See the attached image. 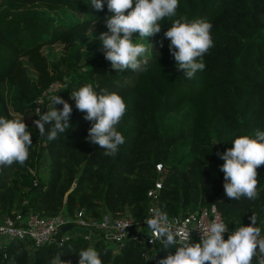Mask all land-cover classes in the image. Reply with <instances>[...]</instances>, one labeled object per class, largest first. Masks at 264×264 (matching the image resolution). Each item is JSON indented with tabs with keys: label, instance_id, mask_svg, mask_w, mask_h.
<instances>
[{
	"label": "trees",
	"instance_id": "trees-1",
	"mask_svg": "<svg viewBox=\"0 0 264 264\" xmlns=\"http://www.w3.org/2000/svg\"><path fill=\"white\" fill-rule=\"evenodd\" d=\"M103 2V10H96L91 0H0V116L24 120L33 138L24 165L0 169V217L32 208L44 216L82 209L85 218L95 220L106 211L129 210L141 218L146 191L158 177L155 163L162 162L167 171L156 200L161 211L185 215L215 201L229 227L224 237L251 223L253 214L264 233V165L257 168L256 200L219 199L225 190L224 161L217 155L233 147L235 138L264 131V0H179L172 20L206 19L213 25L206 67L191 79L178 68L164 38L172 23L168 18L160 22V33L136 40L147 47V71L113 69L98 38L108 31L105 21L113 14L108 0ZM54 82L64 86L44 97L41 115L58 95L73 112L68 131L49 141L33 122L35 100ZM87 84L98 93L117 92L127 104L117 125L126 140L114 157L86 140L92 122L71 94ZM45 127L50 130L51 124ZM89 246L101 253L102 264H158L176 251L157 241L158 259L145 260L133 238L115 247L104 238L90 243L72 235L59 255L78 264V252ZM58 247L54 242L31 247L14 238L0 247V264H48Z\"/></svg>",
	"mask_w": 264,
	"mask_h": 264
},
{
	"label": "clouds",
	"instance_id": "clouds-1",
	"mask_svg": "<svg viewBox=\"0 0 264 264\" xmlns=\"http://www.w3.org/2000/svg\"><path fill=\"white\" fill-rule=\"evenodd\" d=\"M178 6L179 0H108V10L113 14L105 21L108 31L102 32L98 38L102 45L101 51L105 59L111 62V67L118 72L126 69L147 71V47L136 40L160 33V22L165 18L172 20ZM91 7L103 10L104 2L91 0ZM129 9L131 11L126 14ZM212 27V23L206 19L188 21L182 17L172 20L171 27L164 32V38L170 40L169 49L178 68L184 70L183 73L189 79L206 67L204 56L214 46ZM136 33L139 35L134 38ZM71 96L76 108L86 113L84 119L92 122L86 140L99 145L104 150V156L117 155L126 140L122 132L117 130V125L127 112L122 95L106 90L98 93L93 85L87 84L73 91ZM50 99L54 107L42 115L38 108V118L34 120L33 126L38 128L40 136L47 134V139L54 141L71 127L73 108L60 95ZM57 104H63V108L57 109ZM46 124H51L50 130L46 131ZM28 128L22 119L0 116V169L13 163L22 166L28 160L33 145L32 133ZM232 143L233 147L217 152L224 161L220 171L224 173L225 195L235 200L247 198L254 201L259 196L257 168L264 165V131L256 129L254 136L242 135ZM250 219L251 224L237 227L228 239L224 238V233L229 231L228 225L218 219L213 220L200 228L198 242H193V229H189L187 223L177 227L166 212L157 210L145 222L152 243L160 241L164 249H176L174 253L169 251L158 264H253L254 257L256 264H264V236H261L256 216L253 214ZM84 239L89 237L85 236ZM78 256V264H102L101 253L95 247L81 249ZM48 264H71V261H63L57 254Z\"/></svg>",
	"mask_w": 264,
	"mask_h": 264
},
{
	"label": "built area",
	"instance_id": "built-area-1",
	"mask_svg": "<svg viewBox=\"0 0 264 264\" xmlns=\"http://www.w3.org/2000/svg\"><path fill=\"white\" fill-rule=\"evenodd\" d=\"M63 86L64 84L59 82L50 84V86L35 100L36 112L38 108L41 111L40 107L45 96H48L51 91L59 90ZM155 168L158 177L146 191L148 204L146 214L143 217L137 218L131 214L129 210L123 211L122 214L115 215L106 211L98 220L85 218L82 209L78 210L74 215L60 212L56 215L49 216L41 215L32 208H27L22 211L17 210L12 215L0 217V247L5 249L9 241L14 238L28 241L31 247L50 242L62 246L64 241L72 235H81L82 237L88 236L90 243L96 238H104L106 242L112 243L115 247H120L130 238H133L141 244L142 256L145 260H157L158 253L155 249L157 241H155V243L151 242L150 231L145 220L155 211L160 210L156 200L162 188L163 178L166 175L167 169L162 162H156ZM224 197H226L225 190L220 193L218 198ZM168 216L170 220L176 223L177 227L184 226L185 223H187V227L193 229L191 231V236L198 238V240H200L201 236V227L217 219L223 222L215 201H212L209 205H199L196 210L185 215L178 213ZM67 224L71 226L65 230H61V226ZM249 224L251 223L243 225L247 226ZM123 225H128V227H123ZM73 227H75V229L70 232ZM131 230H134V233L129 235L128 233ZM261 236H264V233H261ZM228 237L224 238L228 239Z\"/></svg>",
	"mask_w": 264,
	"mask_h": 264
},
{
	"label": "water",
	"instance_id": "water-1",
	"mask_svg": "<svg viewBox=\"0 0 264 264\" xmlns=\"http://www.w3.org/2000/svg\"><path fill=\"white\" fill-rule=\"evenodd\" d=\"M41 113V112H40ZM71 225L67 224V225H62L61 226V230H65L67 228H69ZM132 233H134V230H131L128 234L131 235ZM61 245H59L58 247V254L60 253V250H61Z\"/></svg>",
	"mask_w": 264,
	"mask_h": 264
},
{
	"label": "rangeland",
	"instance_id": "rangeland-1",
	"mask_svg": "<svg viewBox=\"0 0 264 264\" xmlns=\"http://www.w3.org/2000/svg\"><path fill=\"white\" fill-rule=\"evenodd\" d=\"M70 43H71V39H70V40H66V41H64V45H65V47L67 48V47L69 46ZM74 229H75V227H73V229H72L70 232H72ZM192 239H193V242H197V241H199L198 238H196V237H194V236H192Z\"/></svg>",
	"mask_w": 264,
	"mask_h": 264
}]
</instances>
